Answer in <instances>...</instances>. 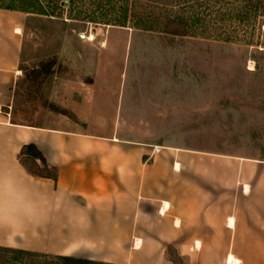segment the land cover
<instances>
[{"label": "crops", "instance_id": "obj_1", "mask_svg": "<svg viewBox=\"0 0 264 264\" xmlns=\"http://www.w3.org/2000/svg\"><path fill=\"white\" fill-rule=\"evenodd\" d=\"M30 16L0 8V246L167 264L165 247L173 244L188 257L191 247L200 249L206 261L230 264L232 255L235 264H264V161L142 140V108L111 125L96 120L109 135L80 128L83 113L70 93L74 85L86 89L94 75L71 61L44 83V95L60 106L56 125L13 119L22 65L34 59L33 52L23 59ZM66 31L56 35V68ZM129 117L139 118L138 129ZM30 143L58 168L57 181L32 175L20 162Z\"/></svg>", "mask_w": 264, "mask_h": 264}, {"label": "rangeland", "instance_id": "obj_2", "mask_svg": "<svg viewBox=\"0 0 264 264\" xmlns=\"http://www.w3.org/2000/svg\"><path fill=\"white\" fill-rule=\"evenodd\" d=\"M40 1L58 7L54 16L26 12L31 16L23 59L32 52L34 59L22 65L21 86L41 61L53 58L56 65L55 53L62 45L56 35L67 29L63 45L71 58L62 50L64 56L54 70L66 72L67 61H71L87 66L84 73L94 75L86 89L74 85L76 92L70 93L69 100L83 113L76 118L82 121L80 128L109 135L110 131L97 127L96 120L111 125L123 119L128 109L137 114L142 108V140L264 161V45L257 43V38L264 42V34L259 35L253 22L230 27L233 41L175 36L137 27L145 0H74L71 5L67 0ZM24 2L0 0L5 6H23ZM180 7L177 4L174 10ZM123 12L127 13L125 26L99 19L116 18ZM80 33H95L96 39L88 43ZM101 40L105 45H100ZM45 81L38 95H28L20 87L13 106L15 121L56 125L53 119L61 118L57 114L60 106L44 95V89L50 92ZM138 119L129 117L128 121L138 129ZM198 250L191 247L188 257L168 244L167 264H226L225 260H203Z\"/></svg>", "mask_w": 264, "mask_h": 264}, {"label": "trees", "instance_id": "obj_3", "mask_svg": "<svg viewBox=\"0 0 264 264\" xmlns=\"http://www.w3.org/2000/svg\"><path fill=\"white\" fill-rule=\"evenodd\" d=\"M66 1V0H64ZM74 4V0H67ZM182 5L174 10L176 5ZM47 7L49 9H47ZM57 4L45 6L40 0H25L23 6L13 4L1 5L0 8L32 12L42 15H56ZM116 18H99L104 23L125 26L127 13ZM80 16V14L78 15ZM87 17H89L87 15ZM229 22L230 25L226 23ZM247 25L253 22L259 35L264 23V0H145L142 4V22L137 25L143 30H154L175 36L202 35L214 39L224 38L233 41L234 35L228 30L234 28L235 23ZM240 28V27H239ZM225 36H221V35ZM258 44H263L257 38ZM55 60L49 58L41 61L38 67L26 74L21 86L16 83L15 95L22 89L27 94L38 95L41 86L48 75L54 72ZM19 160L34 176L47 177L57 181L58 168L47 163L42 151L33 143L26 144L20 151ZM37 168H33L31 164ZM0 264H115L90 260L74 255H56L25 249L0 246Z\"/></svg>", "mask_w": 264, "mask_h": 264}, {"label": "built area", "instance_id": "obj_4", "mask_svg": "<svg viewBox=\"0 0 264 264\" xmlns=\"http://www.w3.org/2000/svg\"><path fill=\"white\" fill-rule=\"evenodd\" d=\"M79 37L81 39H86L88 41H94L96 39V34L95 33H80ZM160 150V147L155 146L153 153L158 152Z\"/></svg>", "mask_w": 264, "mask_h": 264}, {"label": "bare ground", "instance_id": "obj_5", "mask_svg": "<svg viewBox=\"0 0 264 264\" xmlns=\"http://www.w3.org/2000/svg\"><path fill=\"white\" fill-rule=\"evenodd\" d=\"M229 263H230V264H235V263H237V260L234 259V257L231 255V256L229 257Z\"/></svg>", "mask_w": 264, "mask_h": 264}]
</instances>
